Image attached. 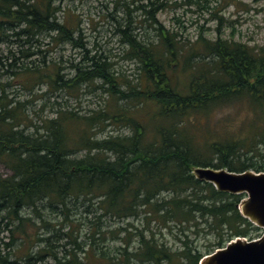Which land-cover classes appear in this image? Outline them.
I'll return each mask as SVG.
<instances>
[{
	"label": "trees",
	"instance_id": "16d2710c",
	"mask_svg": "<svg viewBox=\"0 0 264 264\" xmlns=\"http://www.w3.org/2000/svg\"><path fill=\"white\" fill-rule=\"evenodd\" d=\"M54 2L0 0V43L12 41L16 48L0 50V66L6 72L18 66L34 79L66 87L99 80L95 86L111 102L88 114L59 109L42 121L41 130L31 129L35 125L26 120L22 102L13 103L1 88L0 163L8 172L0 175V231H7L10 239L4 243L0 238V264H198L203 255L235 237H257L262 228L238 208L245 194L218 191L197 180L191 170L209 166L264 171V38L260 45H249L234 39L233 33L206 37L200 32L187 45L158 19L163 3L148 0L136 8L156 36L143 39L130 33L126 4L125 23L118 22L116 31L127 47L126 58L136 64V78L115 73L107 57L84 49L85 63L73 66L74 75L64 79L55 62V69L47 72L17 64L42 52L38 35H48L52 45L82 46L74 34L78 28L64 17L60 20V5ZM213 15L222 21L217 11ZM229 108L243 109L242 118L216 119L218 110ZM108 124L128 131L93 135L95 127ZM80 151L83 155L77 156ZM76 204L93 214L94 226L89 227L86 245L72 229L66 231L69 247L61 256L50 242L51 237L62 238L61 227L43 219L39 206L56 210L66 220ZM27 208L42 227H50L48 236L37 234L36 221L22 214ZM129 218L145 219L146 224L155 220L169 228L173 223L186 239L173 249ZM103 219L128 221L114 229ZM202 224L215 236L205 253L190 245L186 233L193 227L195 232L204 230ZM106 234L119 245H99ZM37 241L45 243L33 250ZM1 243L14 246V251L2 250Z\"/></svg>",
	"mask_w": 264,
	"mask_h": 264
},
{
	"label": "rangeland",
	"instance_id": "374dc122",
	"mask_svg": "<svg viewBox=\"0 0 264 264\" xmlns=\"http://www.w3.org/2000/svg\"><path fill=\"white\" fill-rule=\"evenodd\" d=\"M162 2L161 8L158 9L157 17L167 29L177 33V38L189 45L195 41L201 32L203 36L213 37L215 34H221L230 37L233 33L234 39L243 41L249 45H260L264 38V0H158ZM148 0H55L56 5H60L58 12L60 20L64 17L65 20L78 28L76 34V42L80 41L82 46L65 42L64 44H50L49 36L46 34L38 35L40 37L39 47L42 52L35 54L30 58L19 59L17 64H28L32 67L39 66L42 72H47L49 69L53 71L52 62L56 63V68L60 67L64 79H68L74 75L73 66L83 65L85 63L83 56L87 49L89 55L98 54L112 63L111 69L124 77L134 80L137 76L136 64L125 56L127 47L121 42V34L116 31L118 22H123L127 17L125 5L127 4L131 10V30L132 35H137L143 39L155 38L156 32L150 26L149 20H145V14L141 9L136 8L141 3H147ZM214 11L223 16L220 22L213 15ZM219 28V32H217ZM49 42V43H48ZM8 47L13 48L11 42L0 43L1 53H6ZM44 58L45 62L40 59ZM32 59V60H31ZM10 71L6 72V67L0 66V94L1 88L3 93L12 99L13 103L21 101L24 105V114L28 118L26 120L34 123L33 128H39L42 121L46 118H51L56 115L57 110L73 109L79 114H88L92 110H98L111 102L107 93L99 88L97 83L99 80L91 84H81L76 87H66L59 82L54 85L47 78L34 79L32 72L20 71L17 67H11ZM13 70H17L12 72ZM32 75V76H31ZM59 110V111H60ZM243 109L238 110L229 108L227 110H218L216 119L222 116H234L235 120L242 118ZM244 114V113H243ZM229 124V123H228ZM234 125V124H233ZM30 131H33L31 130ZM124 127H118L114 124L95 127L93 135L97 138L108 135L109 133L119 134L127 132ZM84 151L78 152L76 155H83ZM248 170H253L252 168ZM255 171V170H253ZM8 170L0 163V175H5ZM76 207H71L68 219H64L62 214L56 210H51L39 206V211L42 212L43 219L49 221L55 227L60 226L62 238L51 237L50 242L53 250L58 252V255L63 256L64 249L69 247V238L65 237V232L73 230V235H76L77 241L81 245L88 243L87 232L89 227H93V214L87 212L83 206L76 204ZM23 215L32 216L36 221L37 234L46 237L49 235V226L42 227L37 215L27 208L22 211ZM135 226L145 233L153 232L155 238L165 242L173 249H179L183 245L182 240L186 239L180 228L169 223L163 225L155 220H150L148 224L142 218L128 219ZM117 222L116 220L103 219L104 223L109 228H116L119 224L124 225L126 221ZM63 223V224H62ZM61 224V225H60ZM71 227V228H70ZM204 230L198 232L190 228L186 229L187 237L192 242L191 246L196 247L199 251L205 253L215 241V236L206 230L204 224L200 225ZM148 229V230H146ZM256 235H261L264 230L257 231ZM7 231H0V238L4 243L10 239ZM105 242L99 245H105L108 249H114L119 245L117 240L110 238L109 234ZM255 238V236H253ZM229 242V241H228ZM45 243V242H44ZM43 242L37 241L33 246V250L38 249ZM104 243V244H103ZM2 250L14 251V246L1 243ZM136 240L133 246H136ZM48 261H51L48 260Z\"/></svg>",
	"mask_w": 264,
	"mask_h": 264
},
{
	"label": "water",
	"instance_id": "95a60500",
	"mask_svg": "<svg viewBox=\"0 0 264 264\" xmlns=\"http://www.w3.org/2000/svg\"><path fill=\"white\" fill-rule=\"evenodd\" d=\"M191 173L218 191L244 193L238 204L241 215L264 229V171L193 166ZM198 264H264V236L254 240L235 237L225 246L203 255Z\"/></svg>",
	"mask_w": 264,
	"mask_h": 264
}]
</instances>
